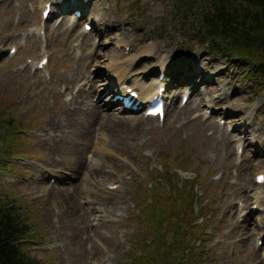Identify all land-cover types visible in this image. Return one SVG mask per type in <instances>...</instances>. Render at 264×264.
Listing matches in <instances>:
<instances>
[{"label": "rangeland", "instance_id": "1", "mask_svg": "<svg viewBox=\"0 0 264 264\" xmlns=\"http://www.w3.org/2000/svg\"><path fill=\"white\" fill-rule=\"evenodd\" d=\"M48 1L0 0V194L24 208L32 230L24 253L40 264H134L154 226L144 207L170 223L173 242L174 220H190L194 203L206 226L205 264H264V185L255 183L264 174V80L252 79L247 61L213 56L191 39L195 18L180 17L178 0H79L87 8L78 21L58 8L42 20ZM194 57L214 65L173 86V64ZM161 73L177 95L164 122L106 106L112 81L127 76L143 93L156 90ZM86 76L102 82L98 96ZM64 103L77 118L90 112L83 129L62 128ZM95 107L101 116H91ZM112 115L123 123L106 130ZM52 124L57 131L44 140ZM74 160L77 171L64 164ZM153 187L155 204L143 201Z\"/></svg>", "mask_w": 264, "mask_h": 264}, {"label": "trees", "instance_id": "2", "mask_svg": "<svg viewBox=\"0 0 264 264\" xmlns=\"http://www.w3.org/2000/svg\"><path fill=\"white\" fill-rule=\"evenodd\" d=\"M178 10L181 15L185 16L186 12L196 16L190 30L192 37L220 56L237 55V59L252 65L251 72L255 77L264 79V0H178ZM147 192L155 196L157 190ZM183 223L175 227L177 234ZM169 227L161 224L156 232L162 230L166 234ZM31 232L24 208L0 194V264H39L22 250ZM179 248L176 243L167 247L168 257L163 264H188ZM135 264L157 263L142 259L136 260Z\"/></svg>", "mask_w": 264, "mask_h": 264}, {"label": "bare ground", "instance_id": "3", "mask_svg": "<svg viewBox=\"0 0 264 264\" xmlns=\"http://www.w3.org/2000/svg\"><path fill=\"white\" fill-rule=\"evenodd\" d=\"M46 6V5H45ZM44 9V8H43ZM145 53H148V55L152 54L153 53V49H147L145 51ZM97 56V55H96ZM147 58V57H146ZM208 64L206 65H202L199 61V57H194V58H187L183 63H181V65H177V64H173V68H172V85L173 86H178L179 85H183L185 86V82L191 77V75L193 74H196V75H201L203 76L204 72H206L207 70V67L211 66V65H214L213 62H207ZM202 66V67H201ZM123 72V71H122ZM178 75V76H177ZM86 80V87L89 88L90 87V90H93V93L92 95H96V94H100V91L102 88V82L101 81H97V82H94L92 80H90V77L86 76L85 78ZM128 80V77L127 76H123L121 78V80L118 79V81H112L113 82V85L116 87L118 86L121 82H122V85L123 84H126ZM169 83V82H168ZM171 84V82H170ZM169 86V84H168ZM134 87V90H136L137 92H139L140 96L142 95V98L144 99V101H150L156 94H157V89L155 90L153 85L150 86L146 91H144L143 93L141 92L140 93V90L141 88H137L136 85H133ZM80 89V87H78ZM197 88V87H196ZM192 90V89H191ZM106 93V91H105ZM138 94V96H139ZM96 95V96H98ZM191 95L195 98V99H199L200 96L199 95H196V90H192L191 92ZM102 96V95H101ZM99 96V97H101ZM174 97H176V95H174ZM192 102H194L195 100L194 99H191ZM64 107L62 108L63 111H65L66 113H61L62 114V118L63 117H67V121L64 122V123H61L62 125V128L66 129L68 132L70 133H74L76 130H80L79 126L83 129L85 127L86 124H84V119L83 120V117L85 118L86 115H88L90 112H82L79 113V117L77 118V116H75V114H72L70 112V109L67 107L66 103L62 104ZM75 105H78V103H75ZM114 103H108L106 104V106L109 108V107H113ZM94 111H95V114H91V116H101V113H102V109L100 107H95L94 108ZM84 113V114H83ZM100 114V115H99ZM69 116V118H68ZM111 118H108L107 120H105V124L103 126H106V130H108L109 128L112 129L114 128V125L118 124L119 123H123V120L118 117V116H110ZM144 119V118H143ZM118 120V121H117ZM126 121V120H125ZM133 121V120H132ZM129 123V121H127ZM60 124V123H58ZM48 129L47 130H44L42 131V134L41 136L45 139H47V141L51 138V133H55L57 131V126L55 124H52V125H47ZM44 133V134H43ZM58 139H59V142H62L63 145H67L66 147H63L65 148L64 150H68L69 147L72 145V143L70 141L67 140V142L61 138L60 135H57ZM58 142V143H59ZM55 144V146H57V144ZM70 158L73 159V156L71 155ZM69 158V159H70ZM66 160V161H69ZM65 160V159H63ZM68 169L72 170V171H77V167H78V160H74V162L72 163H64ZM56 169V168H55ZM81 169V167H79V170ZM55 174H59L60 171H54ZM88 197V196H87Z\"/></svg>", "mask_w": 264, "mask_h": 264}]
</instances>
